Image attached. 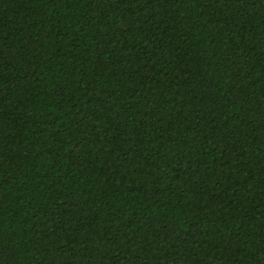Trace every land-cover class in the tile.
Listing matches in <instances>:
<instances>
[{
    "label": "trees",
    "instance_id": "trees-1",
    "mask_svg": "<svg viewBox=\"0 0 264 264\" xmlns=\"http://www.w3.org/2000/svg\"><path fill=\"white\" fill-rule=\"evenodd\" d=\"M0 264H264V0H0Z\"/></svg>",
    "mask_w": 264,
    "mask_h": 264
}]
</instances>
